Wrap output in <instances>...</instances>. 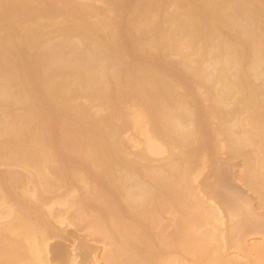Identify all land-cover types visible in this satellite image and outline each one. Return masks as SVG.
I'll list each match as a JSON object with an SVG mask.
<instances>
[{
    "label": "bare ground",
    "instance_id": "1",
    "mask_svg": "<svg viewBox=\"0 0 264 264\" xmlns=\"http://www.w3.org/2000/svg\"><path fill=\"white\" fill-rule=\"evenodd\" d=\"M79 1L0 0V264H264V0Z\"/></svg>",
    "mask_w": 264,
    "mask_h": 264
},
{
    "label": "rangeland",
    "instance_id": "2",
    "mask_svg": "<svg viewBox=\"0 0 264 264\" xmlns=\"http://www.w3.org/2000/svg\"><path fill=\"white\" fill-rule=\"evenodd\" d=\"M80 1H81V2H87V0H80ZM80 1H79V2H80ZM88 1H89V0H88ZM97 5H98V6H99V5H100V6H103V4H102L101 2H98ZM223 154H224V153H223ZM221 156H223V158H224L225 160H227V162H228V160H230L229 162H231V160H232V163H234L233 166L236 165V166H235L236 169H234V167H232L233 170H235V171H234V172H235L234 175L236 174L235 177L238 176L237 178H239L240 175H241V173H239V172H241V170H239V169L242 168V166H241V165H242V159H241V158H233V159H232L231 157H229V155H228L227 153H225V155H221ZM227 156H228V157H227ZM223 158H222L221 160L225 161ZM230 158H231V159H230ZM234 160H235V161H234ZM238 164H239V165H238ZM238 166H239V167H238ZM212 169H213V166H212V164H210L209 167H208V170L206 171V174H207V173H211ZM238 174H239V175H238ZM207 175H209V174H207ZM237 182H238V181H237ZM238 183H241V182L239 181ZM238 183H237V184H238ZM241 184H242V183H241ZM240 188H241V189H240ZM242 188H244V189L242 190ZM239 189L242 190L243 193H245V191H246L245 196H246V195H249L248 197L252 198V200H253L254 203L257 201L256 199H254L255 196H253V193H251V191L249 192V190H248L246 187H243V185H240V184H239ZM255 200H256V201H255ZM255 204H257V203H255ZM168 230L171 231L169 228H168ZM171 232H172V231H171ZM171 232H170V234H171ZM248 240H249L250 243H253V242H261L263 239H262L260 236H254V235H252V236H249V237H248ZM262 243H264V242H262ZM156 245H157V244H156ZM165 246L167 247V249L164 248L165 251H168V252L171 251V249H170V248H171V247H170L171 245L169 246L170 248H169L167 245H165ZM156 247H158V246H156ZM163 247H164V246H163ZM168 248H169L170 250H169ZM162 251H163V250H162ZM165 251H164V252H165ZM175 251H176V252H175ZM177 251H178V250L171 251L172 253L174 252L173 254L176 255V256H174L173 254H170V256L177 257V253H178V254L181 253V254H179V255H181V256L183 255L182 252H180V251L177 252ZM160 252H161V251H160ZM162 254H163V253H162ZM166 254H167V252H166ZM167 255H168V254H167ZM179 255H178V260H180L179 258H182L181 256L179 257ZM185 255H186V254H185ZM185 255H184V257H183V258H184V261H185ZM186 256H187V257H186V261H188L191 257H190L189 255H186ZM188 257H189V259H188Z\"/></svg>",
    "mask_w": 264,
    "mask_h": 264
}]
</instances>
